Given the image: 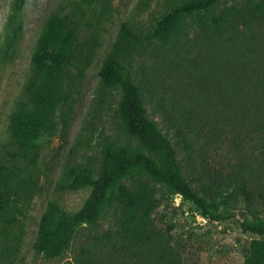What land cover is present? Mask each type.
Listing matches in <instances>:
<instances>
[{
  "label": "trees",
  "instance_id": "1",
  "mask_svg": "<svg viewBox=\"0 0 264 264\" xmlns=\"http://www.w3.org/2000/svg\"><path fill=\"white\" fill-rule=\"evenodd\" d=\"M25 3L15 0L14 9L21 11ZM223 3L173 0L146 34L128 20L121 22L99 74L102 88L121 92L118 116L124 139L101 138L98 170L72 154L67 157L57 187L92 191L77 211L64 209L58 199L49 200L40 217L36 251L57 256L81 237L75 264H182L171 244L174 222L157 215L162 200L156 185L192 201L212 220L225 217L223 205L233 208L237 199L230 188L237 180L210 168L203 151L219 153L228 142L240 149L254 143L264 165V0ZM82 17L77 9H57L47 16L31 57L30 76L9 116L18 146L7 149L8 155L29 157L42 131L55 127L56 109L70 97V75L75 82L86 75L97 40L84 38ZM246 30L258 44L248 52L241 43ZM155 44L166 47L167 58L158 63L181 77L175 84L165 82L155 64L136 67L135 57ZM213 85L220 103L216 110L200 104L208 101ZM213 100L209 97L210 103ZM231 157L223 169L240 167ZM4 158L0 156V214L12 201V188L3 186L8 168ZM240 163L252 167L242 159ZM241 188L246 191L243 183ZM246 198L239 225L263 237L251 241L244 264H264V214L250 195ZM110 212L114 224L103 228Z\"/></svg>",
  "mask_w": 264,
  "mask_h": 264
},
{
  "label": "rangeland",
  "instance_id": "2",
  "mask_svg": "<svg viewBox=\"0 0 264 264\" xmlns=\"http://www.w3.org/2000/svg\"><path fill=\"white\" fill-rule=\"evenodd\" d=\"M172 2L26 0L24 8L17 12L14 9L15 0H0V156L6 157L4 159L8 165L4 181L7 184L3 183V186L12 188V201L0 214V264H75V252L83 240L81 237L76 239L74 247L57 256H46L36 251L34 242L40 217L49 200L58 199L64 209L77 211L92 191V187L77 190H60L57 187L70 154L98 170L101 163V138L118 136L120 140L124 139L119 131L118 116L121 92L102 88L99 74L121 22L128 20L136 30L146 34ZM231 3L233 0H224L222 7ZM57 9L82 11L84 38L97 40L94 58L81 80L72 81L74 77L70 75V97L56 109L55 127L42 131L29 157L8 155L7 149L15 150L18 146L9 130L10 113L16 107L30 76L31 57L45 20L51 11ZM241 41L242 50L247 52L256 44L249 30L241 34ZM165 48L161 44L146 47L135 57L138 58L136 67L155 64L163 80L175 84L181 80L180 75L175 76L177 71H168L166 64L162 65L164 63L161 61L158 63L160 58H167L163 52ZM237 58L247 57L238 55ZM211 79L216 83V79ZM213 96L214 100L210 103L209 97ZM206 97L208 101L202 100L200 104L211 105L210 108L216 110L220 103L216 100L214 85L210 96ZM150 115L154 116L151 111ZM158 121L180 148L162 119ZM241 147L228 142L220 146L219 153L205 148L203 151L210 168L217 167L223 176L229 174L237 180L230 188L237 201L233 208L222 206L227 208L223 219L206 217L192 201L170 192L160 184L156 185L162 200L157 215L163 222H174V228L170 231L171 244L181 254L182 264H244L251 241L263 237L244 232L238 222L240 212L249 202L247 195L252 197L264 214V165L258 159L259 151L254 143H245ZM230 155V160L235 166L240 164V167L223 169V162H227ZM241 159L252 167L246 168L240 163ZM242 183L246 191L241 188ZM113 224L114 214L110 212L103 221V228H110Z\"/></svg>",
  "mask_w": 264,
  "mask_h": 264
}]
</instances>
